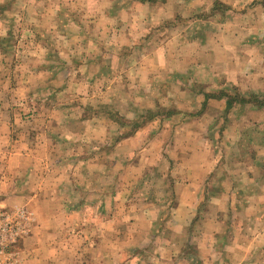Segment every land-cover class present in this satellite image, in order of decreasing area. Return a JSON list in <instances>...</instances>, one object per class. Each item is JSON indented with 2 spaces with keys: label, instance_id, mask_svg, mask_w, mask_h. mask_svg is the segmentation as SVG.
Listing matches in <instances>:
<instances>
[{
  "label": "crops",
  "instance_id": "obj_1",
  "mask_svg": "<svg viewBox=\"0 0 264 264\" xmlns=\"http://www.w3.org/2000/svg\"><path fill=\"white\" fill-rule=\"evenodd\" d=\"M4 1L15 264H264V0Z\"/></svg>",
  "mask_w": 264,
  "mask_h": 264
},
{
  "label": "built area",
  "instance_id": "obj_2",
  "mask_svg": "<svg viewBox=\"0 0 264 264\" xmlns=\"http://www.w3.org/2000/svg\"><path fill=\"white\" fill-rule=\"evenodd\" d=\"M28 215L25 211L0 209V264H15L11 247L23 233L29 231ZM27 226V230L25 227Z\"/></svg>",
  "mask_w": 264,
  "mask_h": 264
},
{
  "label": "rangeland",
  "instance_id": "obj_3",
  "mask_svg": "<svg viewBox=\"0 0 264 264\" xmlns=\"http://www.w3.org/2000/svg\"><path fill=\"white\" fill-rule=\"evenodd\" d=\"M11 2H9V1H4V2H0V12H3V9H11ZM9 24H10V21H9ZM11 26H13L14 27V25H11ZM14 29V28H13ZM7 30H8V28H7ZM15 35L14 36H9V38H8V40H7V42H8V44L9 45H12L13 43H15ZM19 54H20V52H18V50H16V51H10V52H7V53H5V57H6V59H8L9 60V62H10V64H12V62H15V60H18L20 57H19ZM24 54L25 53H22V54H20L21 55V57H23L24 56ZM8 69H10L11 71L13 70V69H15L14 68V65L13 66H11L10 68H8ZM73 108L74 107H76V109H78L79 110V112L77 113V114H75V118L77 119H79L81 116H84L85 114H90L91 113V111H89L88 113H85V112H83V109L84 108H82L83 106H81L80 104H78V105H73L72 106ZM74 110V112H76V110L75 109H73ZM75 124V122H72L71 123V125H74ZM63 143V142H62ZM63 146H65V147H62V148H60V149H58V156H57V158L59 157V156H62V155H65L66 157H67V159L69 158V154H67V152H68V150H67V148H66V142L65 143H63ZM57 155V154H56ZM65 157V158H66ZM64 160V159H63ZM56 162V163H55ZM54 163H53V165L55 166V165H57V161H55ZM59 163V162H58ZM64 164H66V163H64ZM64 164H61V166H60V169L59 170H63V165ZM75 166H76V168H77V164H75ZM65 167L66 168H68L69 166H68V164H66L65 165ZM55 171H58V170H55ZM115 177H116V174H108V177H105V178H103L104 179V181H103V184H106L107 186H110V185H113V183H114V179H115ZM2 181H5V180H2ZM109 199V198H108ZM28 229H29V231L27 232V233H23V234H21L19 237H21V236H23V237H27V236H29L30 234H31V226L29 225V227H28ZM25 230H27V226L25 227Z\"/></svg>",
  "mask_w": 264,
  "mask_h": 264
}]
</instances>
